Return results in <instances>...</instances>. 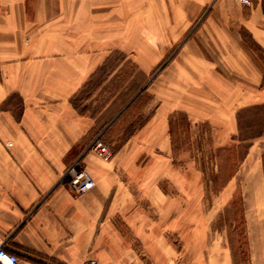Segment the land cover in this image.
I'll list each match as a JSON object with an SVG mask.
<instances>
[{"label": "crops", "instance_id": "obj_1", "mask_svg": "<svg viewBox=\"0 0 264 264\" xmlns=\"http://www.w3.org/2000/svg\"><path fill=\"white\" fill-rule=\"evenodd\" d=\"M112 52L135 67L128 82L160 68L147 88L156 105L105 160L90 146L109 124L74 100ZM262 56L264 0H0V240L21 264H234L214 217L189 223L188 202L158 183L181 173L171 115L229 143L239 111L264 105ZM262 137L227 184L242 178L245 264H264ZM75 162L95 181L81 193L65 177Z\"/></svg>", "mask_w": 264, "mask_h": 264}, {"label": "rangeland", "instance_id": "obj_2", "mask_svg": "<svg viewBox=\"0 0 264 264\" xmlns=\"http://www.w3.org/2000/svg\"><path fill=\"white\" fill-rule=\"evenodd\" d=\"M263 58L264 56H262ZM159 68L160 65L148 75L140 73L134 82H128L127 78L130 77L131 72L135 71V67L127 61L123 54L112 52L108 63L98 70L93 79L75 96L74 103L81 111L95 118L102 124L101 127L109 124L104 132L101 131L103 128L99 130L102 134H98L96 139L102 141L112 155L126 139L143 126L149 112L156 105L155 101L151 103L147 88L154 81ZM105 75L109 77L107 78ZM136 92L138 94L134 95ZM131 98L133 101H129ZM128 101L131 103L128 104V109L126 108L127 110L120 113V109ZM149 103L152 106L148 107ZM106 104L108 107L106 113H101L100 109H103ZM242 122L246 135L256 132L264 123V107L262 105L254 106V108L246 110L242 114ZM211 134L212 131L206 123L199 124L197 127H189V123L183 115H174L171 119L172 168L173 171L178 170L181 173L173 175L172 179L160 180L158 186L172 200L182 198L188 202L186 212L189 223L201 211L205 219L213 216L215 220H213L211 232L216 235L220 243H226L228 239L233 251V262L240 264L242 261L247 262L249 257L244 238L242 178L233 180L229 184L230 186L227 184L245 157L246 144L249 141H239L235 135L236 138L229 143L217 145ZM261 144L264 147V141ZM179 153H183L182 159H177L176 155ZM145 162V158L139 160L141 165ZM260 162L262 165V157ZM262 168L264 169V164ZM234 186H236L235 190L230 193L231 197L227 200L228 190ZM197 201L201 202L202 210L199 206L195 207ZM183 232L190 235L193 230L189 226ZM168 235L171 237V233Z\"/></svg>", "mask_w": 264, "mask_h": 264}, {"label": "built area", "instance_id": "obj_3", "mask_svg": "<svg viewBox=\"0 0 264 264\" xmlns=\"http://www.w3.org/2000/svg\"><path fill=\"white\" fill-rule=\"evenodd\" d=\"M238 1L240 4L245 6H249L252 3V0ZM91 148L94 149V151L105 160H108L112 155L109 148L99 139L94 140ZM65 177L68 178V183L75 193L84 192L95 185L94 179L85 169L80 168L77 162L67 168ZM0 264H21L18 255L9 251L2 240H0ZM83 264L101 263L95 259H90L85 261Z\"/></svg>", "mask_w": 264, "mask_h": 264}, {"label": "trees", "instance_id": "obj_4", "mask_svg": "<svg viewBox=\"0 0 264 264\" xmlns=\"http://www.w3.org/2000/svg\"><path fill=\"white\" fill-rule=\"evenodd\" d=\"M133 101V100H132ZM75 104V106L77 107V109H79L78 108V106L76 105V103H74ZM131 104V103H130ZM129 106V105H128ZM127 106V107H128ZM126 107V108H127ZM263 107H264V105H263ZM252 108H254V106L253 107H249V108H246V109H243V110H241V111H239V113L237 114V120H238V134H237V138H238V140L239 141H250V140H252V139H254V138H256V137H259V136H261L262 135V132L264 131V123L260 126V129H258L256 132H254V133H250L249 135H246L245 133H244V129H245V126H244V123L242 122V114L246 111V110H249V109H252ZM128 109V108H127ZM126 109V110H127ZM80 110V109H79ZM81 111V110H80ZM176 114H179V115H183L184 117H185V119H187L186 118V116L183 114V113H180V112H178V113H174V114H172L171 115V118L170 119H172L173 118V116L174 115H176ZM236 137H234L233 139H235ZM246 146H248V142H247V144H246ZM239 198H240V196H239ZM241 201V200H240ZM245 236V235H244ZM245 238V237H244ZM246 240V239H245ZM246 242V241H245ZM246 263V261H242V262H240V264H245Z\"/></svg>", "mask_w": 264, "mask_h": 264}]
</instances>
